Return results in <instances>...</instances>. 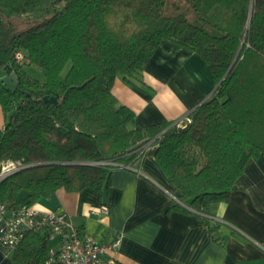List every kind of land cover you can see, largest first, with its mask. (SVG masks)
Segmentation results:
<instances>
[{"label": "trees", "instance_id": "16d2710c", "mask_svg": "<svg viewBox=\"0 0 264 264\" xmlns=\"http://www.w3.org/2000/svg\"><path fill=\"white\" fill-rule=\"evenodd\" d=\"M163 40L197 52L214 85L183 119L141 126L112 87L120 74L143 86ZM9 66L15 90L1 80ZM0 103V161L25 165L0 180L9 208L60 187L104 195L113 170L139 167L152 144L172 184L168 210L209 223L206 207L227 201L264 155V0H0ZM48 250L47 236L29 231L11 264H42Z\"/></svg>", "mask_w": 264, "mask_h": 264}, {"label": "crops", "instance_id": "0c3cea01", "mask_svg": "<svg viewBox=\"0 0 264 264\" xmlns=\"http://www.w3.org/2000/svg\"><path fill=\"white\" fill-rule=\"evenodd\" d=\"M142 78L144 85L135 86L120 74L112 87L118 100L135 111L141 126L183 119L214 85L207 62L170 40L160 43L144 65ZM5 121L0 103V129ZM156 148L146 147L139 167L114 169L104 195L91 187H60L34 206L65 212L100 241L119 234L121 245L111 264H264V155L249 160L227 201L206 207L207 223L195 211L168 210L172 184L156 161ZM102 204H108L109 213L94 211ZM211 225H216L219 239ZM47 238L49 248L58 246L57 237ZM14 251L7 254L0 248V264H11Z\"/></svg>", "mask_w": 264, "mask_h": 264}, {"label": "built area", "instance_id": "2783aa9c", "mask_svg": "<svg viewBox=\"0 0 264 264\" xmlns=\"http://www.w3.org/2000/svg\"><path fill=\"white\" fill-rule=\"evenodd\" d=\"M22 56L21 52L17 53L19 60ZM24 166L19 159L0 161V180ZM94 211L109 213L110 207L102 204ZM29 231L58 238V246L49 248L42 264H111L122 241L119 234L105 242L84 233L65 212L43 211L34 204L9 208L0 201V248L10 254Z\"/></svg>", "mask_w": 264, "mask_h": 264}, {"label": "water", "instance_id": "95a60500", "mask_svg": "<svg viewBox=\"0 0 264 264\" xmlns=\"http://www.w3.org/2000/svg\"><path fill=\"white\" fill-rule=\"evenodd\" d=\"M2 82L11 90H15L18 85V79L16 74L12 71L11 67H7L5 74L1 77ZM44 99H48L45 97ZM50 100L55 101V97H51ZM36 165V164H35Z\"/></svg>", "mask_w": 264, "mask_h": 264}, {"label": "rangeland", "instance_id": "374dc122", "mask_svg": "<svg viewBox=\"0 0 264 264\" xmlns=\"http://www.w3.org/2000/svg\"><path fill=\"white\" fill-rule=\"evenodd\" d=\"M25 68L30 74L34 75L35 77L44 79V74L38 67L27 65Z\"/></svg>", "mask_w": 264, "mask_h": 264}]
</instances>
